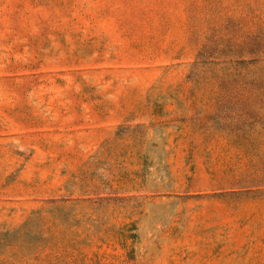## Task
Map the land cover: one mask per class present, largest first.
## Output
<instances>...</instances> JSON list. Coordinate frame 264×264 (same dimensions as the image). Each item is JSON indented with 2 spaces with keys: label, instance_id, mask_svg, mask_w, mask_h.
<instances>
[{
  "label": "rangeland",
  "instance_id": "1",
  "mask_svg": "<svg viewBox=\"0 0 264 264\" xmlns=\"http://www.w3.org/2000/svg\"><path fill=\"white\" fill-rule=\"evenodd\" d=\"M0 264H264V0H0Z\"/></svg>",
  "mask_w": 264,
  "mask_h": 264
}]
</instances>
